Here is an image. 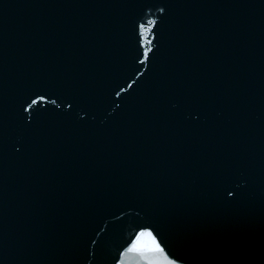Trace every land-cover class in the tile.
Masks as SVG:
<instances>
[{
  "label": "water",
  "instance_id": "95a60500",
  "mask_svg": "<svg viewBox=\"0 0 264 264\" xmlns=\"http://www.w3.org/2000/svg\"><path fill=\"white\" fill-rule=\"evenodd\" d=\"M0 264H264V0H0Z\"/></svg>",
  "mask_w": 264,
  "mask_h": 264
}]
</instances>
